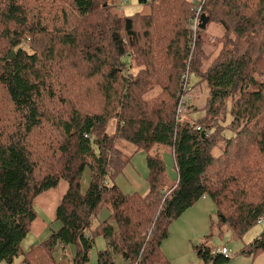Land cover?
<instances>
[{"label": "trees", "instance_id": "1", "mask_svg": "<svg viewBox=\"0 0 264 264\" xmlns=\"http://www.w3.org/2000/svg\"><path fill=\"white\" fill-rule=\"evenodd\" d=\"M122 1L0 0V263L58 264L56 247L74 246L72 264H87L100 236L95 264H170L161 248L169 227L200 199L238 238L264 217V0H138L147 12L131 16ZM195 6L223 33L207 38L206 24L192 50ZM228 103L231 120L221 125ZM195 112L204 116L193 120ZM122 141L146 155L142 196L115 184L128 162ZM61 180L60 228L22 253L35 198ZM104 208L109 217L92 227ZM194 249L203 264L229 260L205 244ZM240 253L264 254V231Z\"/></svg>", "mask_w": 264, "mask_h": 264}, {"label": "rangeland", "instance_id": "2", "mask_svg": "<svg viewBox=\"0 0 264 264\" xmlns=\"http://www.w3.org/2000/svg\"><path fill=\"white\" fill-rule=\"evenodd\" d=\"M187 1L198 4L200 0ZM115 2L117 3L119 2V0H115ZM122 6L123 10L121 12L125 16H131L135 13L142 12L146 8L144 6L140 7L138 0H123L120 3L119 7ZM203 33L207 38H212L211 40H214L215 37H219L220 35H222L223 30L216 22L210 21ZM125 62L129 65V60H125ZM129 67L130 73L135 74L137 70L136 68H134V63H132ZM190 86L191 83L189 82L188 87ZM157 93V90L153 88L147 95H145V98L147 99L153 97ZM189 95L190 98L192 97V95H197V89H195L193 93H190ZM203 116V112H195L191 115V119L197 120L198 118H201ZM230 120V104L228 103L225 107L224 119H220L219 121L221 125H226ZM111 130L112 123L110 122L107 129L108 135L111 134ZM224 135H226L225 132ZM219 145L216 146L213 151L214 156L218 155ZM159 157L164 162L168 185H171L177 179L171 152L167 148H164L161 151L159 150ZM145 158V153H143L142 151H138L137 153H135L132 160L134 161L133 166L137 171L138 177L143 180L145 178L147 179L148 174V172L146 171L147 168L145 167ZM123 178L126 179V176H123ZM201 203L202 204L197 203V206L195 205L189 211L187 210L180 218L174 221L175 224L172 223L176 230L177 225H181V229H179V232L175 231L174 233L172 229L169 230V237L167 240H165V247H163L162 253L165 259L170 264H203L201 258L198 256V253L194 249V246H198L201 244H205V248L209 250H220L222 248H225L228 251L229 260L219 264H264V254H258L254 258H252L244 256L240 253L241 250L245 248V246L251 244L257 237L260 236V234H262V232L264 231V223L255 225L247 232H245L240 238H238L233 235L228 227L216 226V209L210 198H205V202L203 201ZM202 205H204V208H200ZM37 214L39 215V211ZM108 217L109 211L104 208L98 213V216L95 219L101 222L106 220ZM95 221L96 220H93L92 227L96 226V224H98L99 222L97 221L94 224ZM110 223L115 226L113 222L110 221ZM59 226L61 225L59 224ZM49 228L50 230H53V232L57 230L56 224L49 226ZM42 240L44 241L45 237L39 239L37 241V244L40 243L39 241L42 242ZM20 246L23 249L27 248L25 239L21 242ZM67 249H70V253H72V256H74V251L76 250L74 246H68ZM104 249V239L100 236L95 237L94 245L90 251L92 256L91 264L96 261L97 253L103 251ZM64 252L65 250H62L61 247H56V250L54 251V258L56 256L55 259H58V254L63 255ZM14 261V264H19L21 262V257L15 258ZM0 264L7 263L1 262Z\"/></svg>", "mask_w": 264, "mask_h": 264}, {"label": "crops", "instance_id": "3", "mask_svg": "<svg viewBox=\"0 0 264 264\" xmlns=\"http://www.w3.org/2000/svg\"><path fill=\"white\" fill-rule=\"evenodd\" d=\"M139 6L142 7L144 5L139 3ZM146 12H147V8H145L140 13H146ZM111 123H112L111 133H113L115 130V127H116L115 121L112 120ZM117 149L120 151V153L124 157H126V159H128L127 160L128 162L122 168L121 173L115 178V184H116L117 188L124 195L138 194V195L142 196V195L146 194L148 191L147 179L145 178L143 180V179L138 177L137 171L133 166L134 161H132L133 156L138 151H136V149L133 146H131L130 144L123 142V141L120 142V144L117 146ZM145 167H146V164H145ZM146 171H147V169H146ZM123 176H126V179H124ZM89 182H90V173L88 170H85L83 172L81 178H80V192H81V194H85V192L87 191V188L89 186ZM67 187H68L67 183L64 180H61L55 188L50 189L48 191H45L35 198V201H34V203H35V209H34L35 217H34L32 223L30 225L29 233L24 238L26 240L27 248L23 249L21 247L22 253L29 251L31 246L37 245V241L39 239H41L42 237H45V240H46V238H48L49 235H51L53 232V230H50L49 226L56 224V229L58 230L60 228L59 223L54 220V214H55V210L58 206L59 201L62 199V197L65 195V193L67 191ZM203 201L205 202V197L200 199L198 202H196L192 207H190L188 209V211L190 209H192L195 205L197 206V203L202 204L201 202H203ZM200 208H204V205H202ZM38 211H39L40 216L37 214ZM93 220H96L94 222V224L97 221H99L97 219H93ZM93 220H92V222H93ZM110 221L113 222L112 220H110ZM174 221L172 223L175 224ZM172 223L169 227V230L172 229L173 233L175 231L179 232V229H181V225H177V227H176L177 230H176L174 228V225H172ZM168 237H169V234H168ZM39 242H41V241H39ZM42 242H43V240H42ZM163 247H165V241L162 243V246H161L162 251H163ZM75 252H76V250L74 251V256H75ZM57 253H59V252H57ZM58 256H59L58 259H55L58 264H72L71 261H72L74 256H72V253H70V249L66 248L64 254L63 255L58 254ZM55 258H56V256H55ZM91 260H92V256L90 253L89 261L87 264H91ZM14 262L15 261L13 260L12 264H14ZM19 264H21V263H19ZM92 264H95V261ZM117 264H127V263H122L121 261H119Z\"/></svg>", "mask_w": 264, "mask_h": 264}, {"label": "built area", "instance_id": "4", "mask_svg": "<svg viewBox=\"0 0 264 264\" xmlns=\"http://www.w3.org/2000/svg\"><path fill=\"white\" fill-rule=\"evenodd\" d=\"M121 9L123 8L120 7ZM201 18H202V12H201V6H195L192 8V15L191 17L188 19V25H187V29L191 34V42H190V48L193 50L194 45H195V39L197 37V34L199 33L200 29V24H201ZM192 52H190V57H191ZM190 57L188 58V65L190 62ZM184 85L187 83V73L185 74V77H183ZM187 99H191L190 95L186 96ZM185 100V99H184ZM184 111V101L182 100V103L180 105V107L178 108V112H183ZM258 224H262L264 223V217H260L257 221ZM211 255L212 256H222L223 258L229 259V254L228 251L225 248H222L220 250H211Z\"/></svg>", "mask_w": 264, "mask_h": 264}, {"label": "water", "instance_id": "5", "mask_svg": "<svg viewBox=\"0 0 264 264\" xmlns=\"http://www.w3.org/2000/svg\"><path fill=\"white\" fill-rule=\"evenodd\" d=\"M208 20L207 19H203L201 18V24H200V29L201 30H204L205 29V25L207 24ZM14 58V53L11 52L9 57H8V60H12Z\"/></svg>", "mask_w": 264, "mask_h": 264}]
</instances>
